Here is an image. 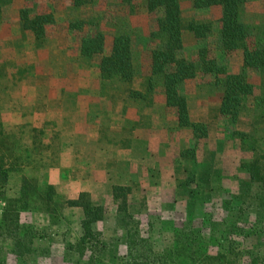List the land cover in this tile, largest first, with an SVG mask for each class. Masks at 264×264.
I'll return each mask as SVG.
<instances>
[{"label": "rangeland", "instance_id": "obj_1", "mask_svg": "<svg viewBox=\"0 0 264 264\" xmlns=\"http://www.w3.org/2000/svg\"><path fill=\"white\" fill-rule=\"evenodd\" d=\"M26 2L59 19L43 47H35L30 34L20 30L18 11ZM181 3L186 22H210L214 32L219 29L220 7L196 9L192 0ZM263 5L264 0H247L241 12L242 20L256 30L263 24ZM78 19L98 25L109 43L116 34L130 35L137 85L149 75L155 17L147 11L145 0L129 5L122 0H94L81 9L70 7L65 0H13L0 23V124L15 149L13 160L33 161L35 166H27V174L47 178L61 203L85 192L93 204L104 205L106 216L95 229L119 256L128 254L118 226L114 185L133 187L131 212L140 222L142 237L157 252L171 245L175 228L183 222L192 220L201 226L207 216L227 217V201L245 202L250 211L242 219L253 235L239 239L242 249L262 246L264 211L252 206L261 186L240 168L254 153L235 135V131L252 135L264 150V106L257 103L264 97L261 74L247 71L255 96L248 99L236 125L220 115L223 89L214 75L199 73L184 84L192 120L209 129L208 137L196 141L192 129L180 127L176 114L166 106L160 77L153 102L129 97L124 84L101 82L96 67L79 55L80 33L65 26ZM214 38L209 39L213 56L228 72L241 73L242 52L220 53L214 48ZM184 44L186 56L195 59L199 44L193 33L185 32ZM17 143L18 148L14 147ZM192 148H196L195 156L183 154ZM22 176L21 170L10 173L8 198L20 195ZM5 206L0 196V218ZM83 218L82 207H60L55 214L23 212L21 222L34 225L38 232L33 250L15 253L11 239L0 235V262L88 264L89 251L81 255L68 249L83 233Z\"/></svg>", "mask_w": 264, "mask_h": 264}, {"label": "trees", "instance_id": "obj_2", "mask_svg": "<svg viewBox=\"0 0 264 264\" xmlns=\"http://www.w3.org/2000/svg\"><path fill=\"white\" fill-rule=\"evenodd\" d=\"M65 1L74 9L87 7L94 2ZM122 1L128 5L133 2ZM246 3L247 0H192L196 9L221 8L219 29L214 32L215 28L210 22H186L181 0H145L147 11L155 17V26L150 33L151 43L155 45L150 49L149 75L139 86L130 35L116 34L109 43L106 34L92 21L78 19L65 26L71 32L80 33L79 55L96 67L102 83L124 84L129 97L153 102L156 80L160 77L166 106L176 114L178 125L191 128L198 141L208 137L209 129L207 124L194 122L191 118L189 100L183 93L184 84L188 80L196 78L199 73L216 77L217 84L223 89L219 112L232 125L238 123L248 99L255 96L256 88L250 82L247 71H258L264 83V19L258 30L245 23L241 12ZM32 4L26 2L19 9L17 20L21 32L30 34L34 46L40 48L47 43L49 30L57 25L59 19L55 13L36 10ZM12 5L13 0H0V23L4 22ZM93 25L95 29L91 28ZM185 32L193 33L199 44L195 59L185 54ZM213 36L214 48L220 53L242 52L241 73L228 72L218 58L213 56L215 50L210 49L209 43ZM257 100L258 104L264 106V97ZM235 135L243 140L247 150L254 153L251 159L241 162L240 168L249 175L252 183L261 186V193L253 197L252 206L264 211V150L260 149L252 135L242 131H235ZM8 143L3 125L0 124V196L6 201L0 218V235L11 239L15 253H31L34 239L38 235L34 225L21 222L23 212L45 211L55 214L60 207H82L83 233L77 243L69 244L68 249L76 250L81 255L89 251L88 264H264V242L260 247L243 250L239 240L253 235L242 219L250 214L245 202L235 204L227 201L224 206L227 217L221 220L207 216L201 226H197L192 220L183 222L180 227L175 228L171 245L157 252L154 244L142 237L140 222L131 212V185L112 187L113 200L117 205L118 226L123 231L122 241L128 254L119 256L112 250L113 245L102 239V233L95 229V224L105 218L106 207L93 204L90 194L85 192L77 199H66L61 203L55 186L47 178L39 180L35 175L27 174L26 167L35 166L33 161L28 159L23 163L19 159L13 160L15 149ZM19 145L17 143L14 147L18 148ZM187 153L195 156L196 148L187 149L183 154ZM43 168L45 177L47 165ZM16 170L23 172L20 195L8 198L6 188L10 173Z\"/></svg>", "mask_w": 264, "mask_h": 264}]
</instances>
